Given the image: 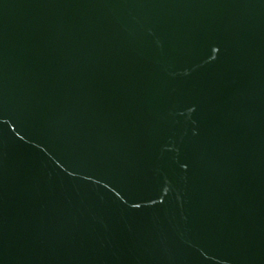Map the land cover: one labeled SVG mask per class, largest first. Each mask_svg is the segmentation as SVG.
I'll return each instance as SVG.
<instances>
[{"label": "water", "instance_id": "1", "mask_svg": "<svg viewBox=\"0 0 264 264\" xmlns=\"http://www.w3.org/2000/svg\"><path fill=\"white\" fill-rule=\"evenodd\" d=\"M0 264H264V0H0Z\"/></svg>", "mask_w": 264, "mask_h": 264}]
</instances>
